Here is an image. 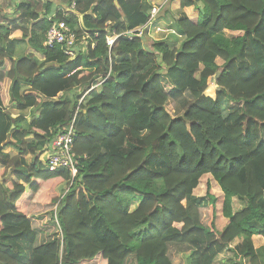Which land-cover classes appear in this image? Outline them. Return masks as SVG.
<instances>
[{"label":"trees","instance_id":"1","mask_svg":"<svg viewBox=\"0 0 264 264\" xmlns=\"http://www.w3.org/2000/svg\"><path fill=\"white\" fill-rule=\"evenodd\" d=\"M10 1L12 14L0 8V264H217L236 239L235 257L264 264L253 240L264 236V0H180L201 16L176 18L179 45L149 34L148 0ZM61 20L77 34L73 57L44 45ZM214 77L215 98L205 93ZM187 92L174 114L169 100ZM73 122L79 172L61 197L71 171L48 169L41 153ZM205 175L222 195L209 180L195 194ZM55 203L59 230L40 231L32 214Z\"/></svg>","mask_w":264,"mask_h":264},{"label":"rangeland","instance_id":"2","mask_svg":"<svg viewBox=\"0 0 264 264\" xmlns=\"http://www.w3.org/2000/svg\"><path fill=\"white\" fill-rule=\"evenodd\" d=\"M2 1L3 3H0V6L4 5V8L2 9H9L10 7V10L13 12V6L12 5V2L10 0H0ZM167 1V0H166ZM66 7H68V4H66ZM182 8V7H181ZM180 14H182V12H180ZM157 21V20H156ZM153 23L152 25H150L148 27V32H149V28H151L152 26L155 27L154 29H151V32L150 34H152L151 36L154 37L155 39H165L166 36L170 35L171 33H173V30H175V32H177V34L175 36H172V39H168L169 42L171 43V45H179L180 42L182 41L183 39V36L179 35V31H178V28L175 24V22H173V20H170V21H166V22H163V23H159V22H156ZM171 22V23H170ZM161 25V26H160ZM163 26H166L169 28V30H167L165 27L164 28H158V27H163ZM137 30H141V28L138 27ZM143 32L146 31V29H142ZM228 35H231L232 32L230 31H227ZM232 36V35H231ZM32 52V51H30ZM39 57H42V55L39 54ZM217 62L219 64H222L223 63V60L221 58H218L217 59ZM217 79V78H216ZM216 79L213 78L211 80V85H210V89L208 90L207 94H210L211 96H215L216 95ZM166 83V82H165ZM191 95L190 93H185L183 95H180V96H174L171 98V100H169L168 102V109L172 112H174V114H180L182 113L183 111V105L186 103V100L188 98H190ZM13 114H18L19 110H16L15 108L13 109ZM36 112V109H31V110H27L25 113L27 114V117L28 119L31 121L33 118H34V114ZM17 116V115H16ZM13 147H6L5 150H13L12 149ZM29 158V161H30V158L31 156L29 155L28 156ZM42 159V157H41ZM1 178V177H0ZM208 180L210 181L211 183V191L214 193V194H218L220 196V193H219V187L217 185V183L215 182L214 179H212L211 177L209 178L207 175H205L204 177H202L201 181H200V184L198 186V188L195 190V192L197 194H205L206 190H207V182ZM67 180L59 185H57V193L59 196H61V194L63 193L64 189H66L67 187ZM234 200V207L236 210L240 209L242 207V203L239 201L238 198H235L233 199ZM57 204L58 203H55V205H50V206H43L41 209H37L34 211V215L32 214L33 218V223L40 229V231H47L48 233H56V231L59 230V226L57 224V221L54 217V210L56 211V208H57ZM217 207H216V215L219 213V217H218V225H222L223 222H224V218H222L223 214H222V207H221V203L219 200H217V203H216ZM208 207V206H207ZM208 210V209H207ZM207 214H208V211H206ZM35 218H36V221H35ZM225 226V225H224ZM178 252V250L176 251V253ZM175 253V252H174ZM227 256H230V258H237L234 256L233 253H231L230 255H227ZM220 257V256H219ZM219 258H217L216 260V263L220 262V259L218 260ZM234 260V259H233ZM239 260L238 258L235 260V264H239ZM128 264H131V261H129Z\"/></svg>","mask_w":264,"mask_h":264},{"label":"built area","instance_id":"3","mask_svg":"<svg viewBox=\"0 0 264 264\" xmlns=\"http://www.w3.org/2000/svg\"><path fill=\"white\" fill-rule=\"evenodd\" d=\"M168 1V0H167ZM76 2H73L70 9H74ZM163 5H154L151 11V18L149 23L151 24L155 19L156 15L161 11ZM142 32V30H141ZM132 33V32H131ZM117 36H111L107 38V42L112 45ZM77 42V34L71 28L67 22L55 21L48 30L44 45L47 47H54L55 45H65V52L69 56L73 57L75 55V50L73 49L75 43ZM74 122L67 128L64 129L62 133H59L53 138V140L47 144L43 150L42 160L45 166L50 170L58 169H69L71 171L72 178L67 182V188L73 184V179L77 176L79 168L77 165L76 156L74 153V137L75 129ZM64 189V195L66 193ZM231 246V245H230ZM243 264H249L246 259H243Z\"/></svg>","mask_w":264,"mask_h":264},{"label":"crops","instance_id":"4","mask_svg":"<svg viewBox=\"0 0 264 264\" xmlns=\"http://www.w3.org/2000/svg\"><path fill=\"white\" fill-rule=\"evenodd\" d=\"M148 1L152 2L153 5H163L160 13L156 17V20L157 21L155 20L156 22H159V23H163V22L170 21V20H173V22H175L176 21V18H178L179 16H181L180 12L187 14V16L190 17L194 21H197L200 18V16H201L200 10L198 8L194 7V6L185 7L184 9L181 8V6H180V0H168V1H166V0H148ZM57 2H58V0H57ZM0 3H3V2L0 1ZM0 7L4 8V5H2ZM10 11L11 10H10V7H9V12ZM12 13L13 12H11V14ZM175 24H176V22H175ZM164 27L167 30H169V28L166 27V26L158 27V28H164ZM154 28L155 27H153V26L151 28H149V34L151 32V29H154ZM19 34H20L19 32L15 33V37L16 36H19ZM176 34H177V32H175V30H173V33H171L170 35L166 36L165 38L172 39V36H175ZM150 35H152V34H150ZM30 51L35 52L32 48H29L27 50V52H30ZM35 54L39 55V53H37V52H35ZM40 58L42 59L43 56L40 57ZM14 115L16 116L17 114H13V116ZM9 147H11V146H9ZM12 149L13 150H6V151H8V152L10 151V152H13V153H16L17 152L14 148H12ZM207 176L209 178L211 177L210 175H207ZM218 187H219V193H220V195H222V191L220 189V186L218 185ZM195 194L198 195V196H203V195L206 194V192H205V194H197L195 192ZM219 216L220 215L218 213L215 220H216V227L219 230H221L224 227V225L228 222V219L225 218L222 215L223 216L222 218H224V222H223L222 225L221 224L218 225V220H219L218 217ZM241 240L242 239H236V241L231 244V246H230V248L228 250H225L224 252H222L219 255L220 257L218 256V258L220 259V262H218L217 264H235V260L237 258H230V256H227V255H230L231 253H233V249L232 248H234L236 246V244H238L239 242H241ZM253 240H254V244H255L256 247L264 246V236L263 235H254L253 236ZM239 264H243V263L240 261Z\"/></svg>","mask_w":264,"mask_h":264},{"label":"clouds","instance_id":"5","mask_svg":"<svg viewBox=\"0 0 264 264\" xmlns=\"http://www.w3.org/2000/svg\"><path fill=\"white\" fill-rule=\"evenodd\" d=\"M69 7V6H68ZM160 13V12H159ZM158 13V14H159ZM158 14L156 15V17L158 16ZM156 20V19H155ZM155 20L150 24V23H148V25H146L147 26V28L150 26V25H152L154 22H155ZM142 29H144V28H142ZM141 29V30H142ZM141 30H139V35H142V34H144V32H143V30H142V32H141ZM145 30V29H144ZM215 79H216V77H214ZM215 84H216V87L218 88V85H217V79H216V82H215ZM210 85H211V81H210V84H209V87H208V89H207V91L205 92L206 94H207V92H208V90L210 89ZM217 90V89H216ZM207 95H209V96H211L210 94H207ZM211 97H216V95L215 96H211ZM41 156H42V154H41ZM56 210H57V208H56ZM56 212V211H55ZM239 260L241 261V259L239 258ZM242 263H243V260L241 261ZM248 262V261H247Z\"/></svg>","mask_w":264,"mask_h":264}]
</instances>
